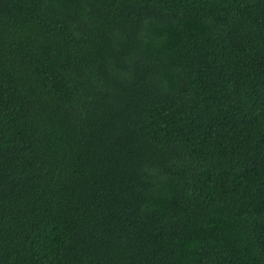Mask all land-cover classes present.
<instances>
[{
	"label": "trees",
	"instance_id": "1",
	"mask_svg": "<svg viewBox=\"0 0 264 264\" xmlns=\"http://www.w3.org/2000/svg\"><path fill=\"white\" fill-rule=\"evenodd\" d=\"M0 264H264V0H0Z\"/></svg>",
	"mask_w": 264,
	"mask_h": 264
}]
</instances>
